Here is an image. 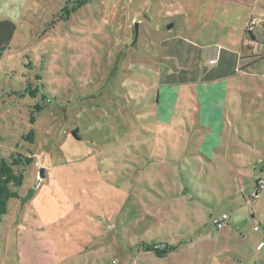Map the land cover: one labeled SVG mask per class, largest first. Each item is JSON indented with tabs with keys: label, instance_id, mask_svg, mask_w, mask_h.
I'll return each instance as SVG.
<instances>
[{
	"label": "rangeland",
	"instance_id": "rangeland-1",
	"mask_svg": "<svg viewBox=\"0 0 264 264\" xmlns=\"http://www.w3.org/2000/svg\"><path fill=\"white\" fill-rule=\"evenodd\" d=\"M68 1L0 0V159L34 158L0 264H264V0Z\"/></svg>",
	"mask_w": 264,
	"mask_h": 264
},
{
	"label": "trees",
	"instance_id": "trees-1",
	"mask_svg": "<svg viewBox=\"0 0 264 264\" xmlns=\"http://www.w3.org/2000/svg\"><path fill=\"white\" fill-rule=\"evenodd\" d=\"M89 1L90 0L68 1L67 5L61 10L60 15L58 16L59 20L67 21L72 14H74L79 9L86 6L89 3ZM68 5H70V6H68ZM25 92L29 96L34 97L35 94L37 93V89H32L31 85L27 83L26 88H25ZM35 110L39 112L42 110V107L39 105H36ZM31 122H34L33 117L31 118ZM77 132H78L77 130H76V132H73L72 136L76 138ZM24 138L27 139L29 142H34L33 132L31 131ZM215 148H216V146L208 144V145L204 146L203 150L199 149V148H195V149H193V151L197 152L200 156L206 157L208 159V157L210 156V152H212V150H214ZM176 149L177 148H175V150ZM198 149H199V151H197ZM202 152H203V154H202ZM180 155H181V159L184 160L183 163L179 162V164L182 165V167H179V168L181 171V178H182V181L184 184L183 191L185 193H187L188 187H189V189L191 187L189 185L186 188V185H185V177L188 178L187 177L188 175L186 173V171L188 169V167L186 165L188 162H187V158H186V160L184 158L189 157V155L185 154L183 151L181 152ZM191 157H194V156H191ZM33 160H34V158H33L32 153H29L25 156H23L22 154L16 153L14 156H10V160L8 162L2 158L0 159V223H2L3 218L7 215L9 202L11 200H19L21 198L18 190L23 185L24 177H23L22 172H17L15 170V168H24V167L30 166L33 163ZM191 160H192V163L194 162V164H199L196 161H194L193 158ZM174 162H177V161H174ZM187 183H188V181H187ZM158 245H152V246L146 245L145 251L153 253L154 256L158 259H164L167 257V255H169V254H171L177 250L176 246H170L168 244H161L164 246L163 249H157L156 247Z\"/></svg>",
	"mask_w": 264,
	"mask_h": 264
},
{
	"label": "crops",
	"instance_id": "crops-1",
	"mask_svg": "<svg viewBox=\"0 0 264 264\" xmlns=\"http://www.w3.org/2000/svg\"><path fill=\"white\" fill-rule=\"evenodd\" d=\"M251 39L254 40V35L251 34ZM206 90L205 89H201L199 90L198 92V100H199V103H200V107H199V114H197V119L195 120V117H194V120L193 122L195 121L197 126L199 127V129H203V127H201L199 124L201 122V120H204L207 124H208V131H213L216 129V124H217V119H216V115L219 114V109H220V99H214L212 97V93L210 92H205ZM173 96V95H172ZM167 98H163V100L165 101ZM167 105H169L168 103H166ZM165 104V106H166ZM203 104V106H202ZM173 109L171 108V114H170V117H169V122L170 123L173 118ZM166 123V122H164ZM167 124V123H166ZM215 135H205V138H204V145H208V144H211V145H214L215 146V143L217 142L216 141V138H217V134L214 133ZM78 136V133L76 134ZM194 135H191V139L193 140L194 139ZM75 138V137H74ZM76 140H79L78 137L75 138ZM210 139H213L214 142H211L212 140ZM193 147L197 148L200 146L199 143L195 142V144H192ZM194 148V149H195ZM178 149V148H177ZM178 151V150H177ZM184 152V151H183ZM9 212H7L8 214ZM4 222V218H3V221ZM260 247V245H259Z\"/></svg>",
	"mask_w": 264,
	"mask_h": 264
},
{
	"label": "built area",
	"instance_id": "built-area-1",
	"mask_svg": "<svg viewBox=\"0 0 264 264\" xmlns=\"http://www.w3.org/2000/svg\"><path fill=\"white\" fill-rule=\"evenodd\" d=\"M263 190H264V180H260L257 183V191H256V193L252 194L251 197L248 198V202H253L254 200H256L258 198V196H259V193L261 191H263ZM227 219H228V217L224 216L219 221L215 222V225H216L218 230H221V229H223L225 227V222H226ZM261 246L262 245H260V247ZM163 247H164L163 245H158L156 248L157 249H163Z\"/></svg>",
	"mask_w": 264,
	"mask_h": 264
},
{
	"label": "water",
	"instance_id": "water-1",
	"mask_svg": "<svg viewBox=\"0 0 264 264\" xmlns=\"http://www.w3.org/2000/svg\"><path fill=\"white\" fill-rule=\"evenodd\" d=\"M136 29H137V26H136ZM41 179H43V171L40 172V176H39Z\"/></svg>",
	"mask_w": 264,
	"mask_h": 264
}]
</instances>
